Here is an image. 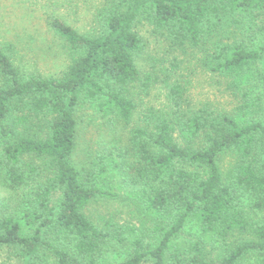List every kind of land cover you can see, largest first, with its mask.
I'll return each instance as SVG.
<instances>
[{"label": "trees", "instance_id": "1", "mask_svg": "<svg viewBox=\"0 0 264 264\" xmlns=\"http://www.w3.org/2000/svg\"><path fill=\"white\" fill-rule=\"evenodd\" d=\"M123 4V10L101 17L97 36L81 35L58 17L47 19L48 29L74 56L61 79L22 75L0 46V168L5 182L15 191L37 171L28 163L41 160L52 166L47 183L31 193L35 211L19 221L0 219V247L18 248L24 264H103L110 250L124 254L119 264H264V220L251 223L243 215L245 200L264 214V123L241 126L228 116L184 115L132 130V143L138 142L136 178L144 182L135 200L147 218L141 223L147 233L85 215L89 205L116 195L104 188L100 172L81 174L70 163L77 133L74 109L80 98L102 99L118 119L130 123L135 105L124 91L143 82L134 58L139 50L134 22L140 14L147 13L155 29H170L178 42L192 47L214 35L227 17H259V47L218 43L206 60L210 71L222 76H239L264 63V0ZM149 80L144 78L147 85ZM169 94L178 110L180 87ZM44 128L46 134L40 136ZM228 154L236 159L229 183L218 164ZM56 188L61 197L46 215ZM22 219L34 225L30 235L23 232ZM189 221L201 241L181 250L174 241ZM202 242L214 243L223 253L210 259Z\"/></svg>", "mask_w": 264, "mask_h": 264}, {"label": "rangeland", "instance_id": "2", "mask_svg": "<svg viewBox=\"0 0 264 264\" xmlns=\"http://www.w3.org/2000/svg\"><path fill=\"white\" fill-rule=\"evenodd\" d=\"M123 3L124 0H0V46L22 75L61 79L74 56L48 29L47 19L58 17L81 35L97 36L101 17L123 10ZM260 24L259 17H227L214 35L192 47L186 41L178 42L170 29H155L147 13L137 17L134 32L139 50L134 58L143 82L124 91L125 97L135 105L130 123L118 119L102 99L80 98L74 109L77 133L70 163L81 174L100 172L104 188L116 195L89 205L84 211L88 218H110L117 225L136 227L147 233L141 228L147 218L135 200L144 182L136 178L138 142L132 143V130L150 129L157 121L184 115L206 119L228 116L241 126L264 123V63L252 65L239 76H222L212 73L206 60L212 45L218 43L247 49L259 47ZM146 77L150 78L148 85L144 81ZM174 86L181 89L182 103L178 110L170 101L169 92ZM45 134L46 129L39 133ZM3 146L0 142V153ZM32 162L28 164L36 166V173L15 191L8 187L0 168V219L6 216L19 221L35 211L31 193L47 183L52 166L47 161ZM218 164L229 183L236 159L230 154L223 155ZM60 197L61 191L52 189L50 206L43 213L47 215ZM243 215L251 223L264 220V214L250 209L248 200L244 201ZM22 223L23 232L30 235L34 225H26L24 219ZM198 237L197 227L189 221L174 244L187 250L201 241ZM202 246L212 260L223 253L214 243L202 242ZM114 251L108 252L103 264H119L124 259V254ZM0 264H24L21 251L16 247H0Z\"/></svg>", "mask_w": 264, "mask_h": 264}]
</instances>
